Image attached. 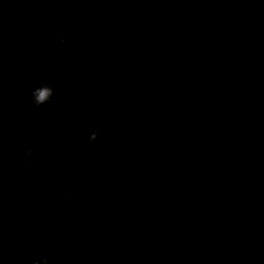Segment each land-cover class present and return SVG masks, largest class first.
<instances>
[{
	"label": "water",
	"instance_id": "95a60500",
	"mask_svg": "<svg viewBox=\"0 0 264 264\" xmlns=\"http://www.w3.org/2000/svg\"><path fill=\"white\" fill-rule=\"evenodd\" d=\"M116 1L0 0V264H28L49 248L58 253L57 264H114L111 227L123 225L129 210L132 230L144 238L157 210L166 223L177 221L173 234L167 228L159 264H264L255 247L240 245L264 242V0L253 9L263 29L255 27L259 38L221 126L201 128L178 121L191 107L204 111L205 86L199 100L189 101L201 84L204 47L191 45L188 36L164 38L184 28L164 12L153 19L154 29H138L134 17L145 0H120L121 10ZM61 29L65 43L56 40ZM195 33L198 40L202 32ZM210 55L211 49L201 61L233 75ZM192 72L197 78L186 80ZM45 83L56 95L37 106L33 90ZM79 89L86 96L82 110L73 101ZM191 142L193 150L211 148L195 188L184 193L176 164L187 159L179 145ZM29 146L36 150L34 164L24 156ZM164 162L155 187L146 186V172ZM208 179L215 181L211 199L203 192ZM140 193L150 203L129 208L128 195ZM181 196L189 197L185 208L177 204Z\"/></svg>",
	"mask_w": 264,
	"mask_h": 264
},
{
	"label": "clouds",
	"instance_id": "9594fccd",
	"mask_svg": "<svg viewBox=\"0 0 264 264\" xmlns=\"http://www.w3.org/2000/svg\"><path fill=\"white\" fill-rule=\"evenodd\" d=\"M65 30L61 29L56 33V40L58 43H65L68 40V37L66 35H63V32ZM202 46L204 42H201ZM209 59L212 60L213 63L216 62L215 55H210ZM54 95H56V91L53 85L45 83L44 85L36 88L33 90V103H35L37 106H39L42 103L47 102L50 100ZM101 129L96 128L95 130H92L89 133V138L92 141H95L98 138V135L100 133ZM76 129H71V133L75 134ZM163 151L166 155H171L170 153V144H165ZM25 158L27 159L29 164L36 163L37 155L35 148L29 146L26 148L24 153ZM71 193L65 198L66 201L71 198ZM58 260V253L54 248H49L45 254L43 255V258H37V256H31L28 259V264H57ZM63 264V262H61Z\"/></svg>",
	"mask_w": 264,
	"mask_h": 264
},
{
	"label": "bare ground",
	"instance_id": "6f19581e",
	"mask_svg": "<svg viewBox=\"0 0 264 264\" xmlns=\"http://www.w3.org/2000/svg\"><path fill=\"white\" fill-rule=\"evenodd\" d=\"M166 53H168L167 51H166ZM60 94L62 95V96H64L65 95V93L63 92V91H61L60 92ZM101 96L99 97V99L101 100ZM85 100H86V96L83 94V92L79 89L78 91H77V93L74 95V97H73V101H74V106H75V109H77V110H82L83 109V103L85 102ZM121 123H118V125H120ZM109 126H114V124L113 123H109L108 124ZM169 236H170V234H169Z\"/></svg>",
	"mask_w": 264,
	"mask_h": 264
}]
</instances>
